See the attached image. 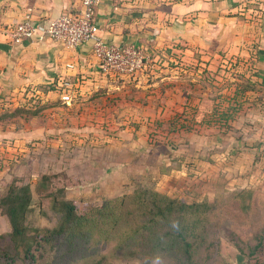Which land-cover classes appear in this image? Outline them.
Wrapping results in <instances>:
<instances>
[{
  "label": "rangeland",
  "instance_id": "1",
  "mask_svg": "<svg viewBox=\"0 0 264 264\" xmlns=\"http://www.w3.org/2000/svg\"><path fill=\"white\" fill-rule=\"evenodd\" d=\"M236 69L240 68L231 66L216 72L217 75L199 72L194 83L200 85L207 77L218 89H207L205 93L195 90V101L204 94L200 98L209 106L196 112L192 107L171 109L161 124L137 125L126 121L122 115L126 108L114 100L118 97L115 86L126 81V75L111 78L99 73L102 83L112 79V88L108 83L106 92L100 93L98 99L94 93L77 92L70 104L63 102L56 92H21L0 97V198L14 186L32 187L26 225L29 235L36 234L40 239L41 229L53 227L59 220L50 208L51 199L35 192L44 174L51 177L52 191L64 188L69 197L83 202L131 193L152 178L160 191L172 197L188 201L206 196L210 199L203 237L200 240V236L194 235L199 246L197 243L194 247L191 264H264V81ZM127 81L124 92L130 84ZM238 85L242 90L234 96L232 89ZM228 101L233 104L230 109L225 108ZM203 110L204 114H200ZM126 126L146 139L130 145H155L158 150L153 157L158 155L166 165L174 167L178 161L169 155L171 150L187 151L185 171L180 172L179 178L162 177L157 167L146 169L138 159L129 168L119 164L128 152L123 141L134 138L119 137ZM199 152L208 160L200 158ZM242 189L255 190L246 204L236 196ZM11 230L8 217L0 209V248L13 246L9 241ZM106 231L88 237L85 247L91 249L84 255L87 258L77 253L74 259L63 258L61 264L182 262L171 252L160 258L128 256L127 244L118 247L123 242L119 234L109 236ZM259 239L263 247L251 254L250 247ZM19 243L16 264H33L23 257L24 245ZM61 249L50 245L37 248V260L42 264H59L53 260Z\"/></svg>",
  "mask_w": 264,
  "mask_h": 264
},
{
  "label": "crops",
  "instance_id": "2",
  "mask_svg": "<svg viewBox=\"0 0 264 264\" xmlns=\"http://www.w3.org/2000/svg\"><path fill=\"white\" fill-rule=\"evenodd\" d=\"M79 7L80 0H0V97L21 92L44 93L38 87L54 85L64 74L82 78L78 93L88 91L96 99L106 92L105 88H112V79L109 86L98 80V61L90 43L67 48L54 40L31 38L13 45L3 34V30L21 21L29 8L33 22L45 26L60 14ZM97 23L106 41L134 44L154 57L153 66L122 78H130L126 80L130 82L127 91L124 92L126 81L115 86L118 97L114 100L126 108L122 113L126 121L161 124L171 109L206 110L209 105L200 98L204 94L195 101V90L205 93L217 87L207 77L200 85L194 83L199 72L217 75L216 72L238 66L239 71L264 81V0H102L97 8ZM68 63L75 68L68 69ZM241 90L238 85L232 92L235 96ZM52 92L58 93L55 89L48 93ZM228 102L225 108L230 109L233 104ZM199 113L204 114V110ZM130 132L126 126L118 134L122 138L134 137L123 142L126 151L136 156L119 164L129 168L138 159L146 169L157 167L162 177L173 180L185 171L187 151L171 150L169 155L175 162L178 160L171 167L158 155L153 157L158 150L155 145H130L146 140L139 132Z\"/></svg>",
  "mask_w": 264,
  "mask_h": 264
},
{
  "label": "trees",
  "instance_id": "3",
  "mask_svg": "<svg viewBox=\"0 0 264 264\" xmlns=\"http://www.w3.org/2000/svg\"><path fill=\"white\" fill-rule=\"evenodd\" d=\"M38 88L41 92L48 93L54 90L55 86L43 85ZM227 116L229 118L231 114ZM200 155L205 160L202 154ZM135 156L134 152L129 151L122 160L133 159ZM147 180L148 184H144L146 186H139L131 193L100 201L83 202L69 197L64 188L52 191L51 177L44 174L36 184L35 192L51 199L50 208L59 215V220L53 227L41 229L43 237L40 239L36 234L29 235L26 225L33 197L32 187L29 184L12 187L0 198V209L8 217L12 228L9 241L13 243V246L10 244L0 248V264L17 263L19 242L24 245L23 257L31 259L33 264L43 263L37 260L35 249L47 248V245L54 249L62 248L57 252L53 263L61 264L66 256L74 259L77 253H83L85 259L87 257L84 255L91 249L85 247L88 237L97 236L106 229L109 236L115 234L117 237L119 234L122 238L123 242L118 247L122 244L128 245V256L143 258L149 255L160 258L175 253L172 256L182 261L181 264H191L193 251L198 243L194 235L200 236V240L203 237L210 199L206 196L203 199L188 201L185 198L172 197L160 191L154 179ZM254 193V189H242L236 196L240 202L246 204ZM197 230L199 233H196ZM197 245L199 246V243ZM261 247L263 241L259 239L255 246L250 247V253L254 254ZM146 262L148 263L149 259Z\"/></svg>",
  "mask_w": 264,
  "mask_h": 264
},
{
  "label": "built area",
  "instance_id": "4",
  "mask_svg": "<svg viewBox=\"0 0 264 264\" xmlns=\"http://www.w3.org/2000/svg\"><path fill=\"white\" fill-rule=\"evenodd\" d=\"M101 1L80 0L79 8L60 14L45 26L33 22L32 9L29 8L24 18L11 29L3 30V34L13 45L31 38L39 41L54 40L67 48L90 43L98 61L99 72L106 76H131L153 66L154 57L141 47L128 43L118 44L103 38L97 23V8ZM67 68L73 70L75 65L68 63ZM80 79L72 74L58 77L54 86L63 102L70 104L73 101Z\"/></svg>",
  "mask_w": 264,
  "mask_h": 264
}]
</instances>
